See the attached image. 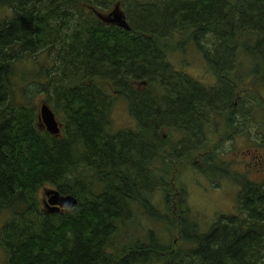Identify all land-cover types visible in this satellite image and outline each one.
Returning <instances> with one entry per match:
<instances>
[{"label":"trees","instance_id":"1","mask_svg":"<svg viewBox=\"0 0 264 264\" xmlns=\"http://www.w3.org/2000/svg\"><path fill=\"white\" fill-rule=\"evenodd\" d=\"M112 1L0 0L6 13L0 18V214L9 215L0 228L5 264H264V180L236 179L234 212L218 216L206 233L187 218L181 196L173 229L178 238L165 243L146 230L148 221L173 226L167 205L176 193H185L179 185L169 188L167 205L154 206L150 196L159 182L172 187L185 164L210 176L226 174L230 169L218 166V151L242 134L247 115H264L260 97L248 93L243 99L251 104L238 98L250 83L240 82L243 57L255 59L249 68L253 91L264 84V0H115L129 30L98 17L96 10L109 12ZM174 37L180 38L174 48L191 42L205 59L212 87L174 70L168 61ZM43 53L60 58L73 78L81 77L74 87L56 92L54 109L62 114L54 116L63 122L59 137L39 129L40 105L18 102L23 99L13 89L15 64ZM116 99L134 129H114ZM223 112L224 127L217 129L213 116ZM209 133L217 141L212 148ZM182 140L195 144L185 154ZM255 141L264 151V134ZM45 185L72 195L77 205L52 214L42 210L38 191ZM132 202L148 206L143 223L133 227L143 228L146 240L129 238L119 247L114 237L119 224L131 219Z\"/></svg>","mask_w":264,"mask_h":264},{"label":"rangeland","instance_id":"2","mask_svg":"<svg viewBox=\"0 0 264 264\" xmlns=\"http://www.w3.org/2000/svg\"><path fill=\"white\" fill-rule=\"evenodd\" d=\"M115 6H118L119 9L123 11L122 6H120V4L117 5L115 0L112 1L110 7L108 8L110 9L109 12L106 13L104 9H97L96 11L100 12L101 16H106L108 14L112 15V9ZM85 7H87V4H85ZM86 10L88 9L86 8ZM74 13L75 17L78 16L77 10H75ZM3 16H6V13L2 14L0 11V18ZM62 31L64 30L61 29V32ZM179 40L180 38L174 37L170 41V45L174 50L168 54V61L173 66L174 70L196 79L206 87H212L215 84V80L212 72L208 69L210 66L206 64L205 59L201 57V55L196 51L191 42L186 44L183 43L182 49L174 48L175 43ZM44 54L45 53L41 54L40 57L30 58L27 62L23 61L15 64L13 75L14 79L12 80L13 89L14 92L19 94L23 99L19 100L18 102L22 101L25 104L31 103L35 106H39L42 103H47L57 117V114L59 113L61 115L62 112H57L54 109V105L59 102L56 92L62 89L74 87L79 82L81 77L78 76L77 78H73L67 68L68 65L65 64L64 67L60 61V58H55L54 56L46 57ZM259 56L260 54L257 57ZM253 60L255 59H252L249 56L243 57L241 60L242 67L240 64L238 71L239 73L244 72V77H242L240 80L241 85L247 82L250 83L248 84L247 89H240V95L238 98L243 99L245 96L247 98V94L250 93L256 98L257 96L260 97L264 101V84L260 87V90H258L259 94L256 91H253L254 88L252 81L255 76L253 73L249 72V68L252 66ZM257 65L262 66V63H257ZM257 72H260V69H258ZM66 74H69L67 79L64 78ZM243 100L249 102L248 99ZM245 104L246 102L244 103V106ZM243 107L240 106L239 111ZM225 115L226 112L220 113V115L217 116H213V119L215 118V120L218 122L217 129L224 127L220 126L221 124L224 125L220 118H223ZM111 118L113 120V126L115 130L135 128V123H133L132 119H130L126 107L124 108L122 106L121 99L115 100L113 109L111 111ZM259 122L260 125H258ZM211 123V119L209 118V125H207V128L208 132L210 131L212 133L214 126L211 128ZM62 124L60 126L61 128H63ZM242 124V134L237 132V135L234 136L235 138L228 141L223 146V148L218 151L217 154L218 166L223 165L230 169L226 174L223 175V172L217 171L215 176H210L209 174L200 173L197 170L190 168L189 165L185 164L179 168L182 169L179 178H176V175L174 176V182H171L173 184L172 187H170V182L167 183V185L164 184V182H159L158 187L153 190L152 195L150 196L151 202L154 206L158 205V207H165L167 205L165 194L167 189L174 188L177 185L183 188V191L185 192L184 195L186 194V196L183 197L184 195H179L176 193L174 199H172V204L167 205L170 207L168 219L171 220L173 226H165L163 223L148 221V227L146 229L147 231L150 230L156 232L158 238L165 243H170L171 237L178 238L177 234L173 233V229L176 225V215L179 209L178 199L181 201L183 199L185 200L183 204L189 207V210L186 213V216H188L187 218H189L191 223L197 226L199 233H206L209 230V227L218 219V216L220 217L222 215H230L234 212L236 193L240 186L236 179H241V177L245 176L244 178L255 182H261L264 180V151L260 148H257L255 141L257 135L264 134V115L260 112H255L253 119L249 118V115H247V119L242 121ZM214 138L215 133H209L208 143L211 148L217 142L216 140H213ZM178 143L180 144L183 154L186 153V147H193L195 145H189L186 140H182V142L179 141ZM260 143V141H257V145ZM205 149L206 146H204V148L201 150ZM206 151L207 150H205L203 154H205ZM174 158V155H172L171 159L173 160ZM222 159L226 161V163L222 164L220 162H224ZM214 180L218 181V183L216 184ZM48 189H52V187L45 185L38 191L39 205L41 206L42 210H44L42 205L44 192ZM178 196H181L182 199ZM130 208L131 219L124 222V224L120 223L118 234L115 233L116 236L114 239H116V244L119 247L126 246L130 242L129 238L131 241L139 240V242L146 240V238L143 237L145 230L143 228H137L134 232L133 227L140 226L143 223L142 216L146 217V214L143 212L148 209V206L147 204L143 205L141 203L132 202L130 204L129 211ZM158 211L159 213L163 214L160 209H158ZM172 211L173 213H176L175 216L172 215ZM8 218V213L4 212L0 214V228L8 220ZM137 218L138 221L135 220ZM186 221L188 220L186 219ZM122 236H127L128 239L120 242L119 240ZM146 237L148 243L149 235L147 234ZM179 242L180 241L177 240L176 244ZM179 244L181 248L189 247V244H187L185 241H182ZM5 263L6 255L0 246V264Z\"/></svg>","mask_w":264,"mask_h":264},{"label":"water","instance_id":"3","mask_svg":"<svg viewBox=\"0 0 264 264\" xmlns=\"http://www.w3.org/2000/svg\"><path fill=\"white\" fill-rule=\"evenodd\" d=\"M103 22L116 25L125 30H129L125 17L122 12L119 11V7L115 6L114 13L112 15L98 16ZM41 116L44 122L47 124L48 130L53 134L54 137H58L57 134V120L55 119L54 112L50 108L42 103L41 104ZM59 127L60 124L58 123ZM45 196L47 197V202L45 203V209L47 213L52 214L58 210L65 211L76 205V200L69 196H63L56 192L55 190H46Z\"/></svg>","mask_w":264,"mask_h":264},{"label":"bare ground","instance_id":"4","mask_svg":"<svg viewBox=\"0 0 264 264\" xmlns=\"http://www.w3.org/2000/svg\"><path fill=\"white\" fill-rule=\"evenodd\" d=\"M44 104H46V103H44ZM47 105V104H46ZM48 106V105H47ZM50 108V107H49ZM51 110V109H50ZM39 119H38V127H39V129L40 130H46L49 134H51V135H53L49 130H48V128H47V124L44 122V120H43V118H42V116H41V105H40V109H39ZM56 130H57V134L59 135V133H60V127H59V125H58V123H57V127H56ZM67 196H69V197H72L73 199H75L76 200V205H77V199L75 198V197H73L72 195H67ZM75 205V206H76ZM75 206H73V207H75ZM73 207H71V208H73ZM70 208V209H71ZM45 210V209H44ZM68 210V209H67ZM67 210H65V211H67ZM65 211H63V212H65Z\"/></svg>","mask_w":264,"mask_h":264},{"label":"flooded vegetation","instance_id":"5","mask_svg":"<svg viewBox=\"0 0 264 264\" xmlns=\"http://www.w3.org/2000/svg\"><path fill=\"white\" fill-rule=\"evenodd\" d=\"M182 194H183V193L181 192L180 195H182ZM184 201H185V200H183L182 202L184 203ZM43 202H44V201H43ZM183 203H182V204H183ZM181 207H182V210H185V213H186V211L189 210V207H187L185 204H183V206L181 205ZM172 212H173V211H172Z\"/></svg>","mask_w":264,"mask_h":264}]
</instances>
